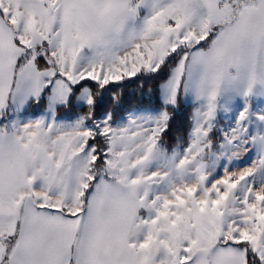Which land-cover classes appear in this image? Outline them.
Returning <instances> with one entry per match:
<instances>
[{"label": "snow or ice", "instance_id": "snow-or-ice-1", "mask_svg": "<svg viewBox=\"0 0 264 264\" xmlns=\"http://www.w3.org/2000/svg\"><path fill=\"white\" fill-rule=\"evenodd\" d=\"M0 264H264V0H0Z\"/></svg>", "mask_w": 264, "mask_h": 264}]
</instances>
